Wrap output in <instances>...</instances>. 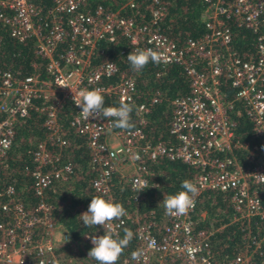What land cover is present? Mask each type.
<instances>
[{
  "label": "built area",
  "instance_id": "obj_1",
  "mask_svg": "<svg viewBox=\"0 0 264 264\" xmlns=\"http://www.w3.org/2000/svg\"><path fill=\"white\" fill-rule=\"evenodd\" d=\"M199 1L203 4L202 35L176 44L160 30L166 10L158 0H151L147 17L137 10L125 17L100 5L85 9V0H51L44 13L30 0H0V22L9 36L20 42L32 39L37 57L31 72L21 77L0 69V159L11 146L14 125L31 112L41 115L45 133L31 153V188L37 198L33 211L13 200L11 186L0 189V196L9 198L0 202L4 215L0 219V264H77L74 257L64 260L56 253L70 237L54 226L50 206L43 199L51 183L64 180L70 172L68 164L60 163V149L66 140L58 121L67 104L73 109L68 126L84 139L95 171L90 187L97 195L112 200L110 188L113 175H117L127 182L135 201L149 185L146 163L177 159L201 170L191 180L197 185L196 195L204 190L229 191L232 221H264V203L259 196L264 193V34L259 31L264 0ZM123 6L131 9L134 3L127 0ZM229 22L254 34L252 52H232ZM119 39L131 51H158L161 68L179 65L189 77V92L171 100L169 143L149 141L139 127L114 128L113 118L99 115L86 120L75 104L80 90L99 88L111 99L106 107H118L122 100L130 102L134 105L131 116L137 124L145 123L160 93L143 96L133 78L118 71L100 43L114 44ZM221 84L233 90L232 98H224ZM235 101L241 103L258 138L255 146L237 141L236 121L231 117ZM234 149L245 152L247 163H241ZM196 195L194 207L186 214H165L166 223L157 229L158 236L151 232L150 221L134 215L136 250H142V255L129 264H252L251 251L226 262L212 256L211 231L196 229L192 220ZM122 224L123 218L111 222L117 231ZM245 228L242 237L250 239L254 249L257 241L249 227ZM100 231L103 235V226ZM88 238L82 235L84 241Z\"/></svg>",
  "mask_w": 264,
  "mask_h": 264
},
{
  "label": "trees",
  "instance_id": "obj_2",
  "mask_svg": "<svg viewBox=\"0 0 264 264\" xmlns=\"http://www.w3.org/2000/svg\"><path fill=\"white\" fill-rule=\"evenodd\" d=\"M30 1L42 13L51 4V0ZM126 1L85 0L84 8L92 9L100 5L106 10L118 11L119 15L125 17L131 16L134 10L145 17L148 16V9L152 6L151 0H132L134 7L131 9L123 6ZM158 4L164 6L166 10L160 23V30L174 43L181 44L186 38H197L202 35L204 28L200 20V12L203 4L199 0H158ZM229 26L232 52L236 55L252 52L254 34L249 29L237 27L231 22ZM259 31L264 34V11L259 18ZM100 45L114 60L118 71L133 78L136 88L143 96L152 91L160 93V100L150 106L143 125L137 124L136 118L131 116L133 128H141L145 138L151 142L160 141L166 144L172 141L168 133L171 100L189 92V77L179 65L175 64H168L161 68L158 64L149 62L142 70L134 71L127 60V56L132 52L131 47L123 39H119L114 44L102 42ZM120 50L124 52L119 53ZM33 62H37L33 40L16 41L9 36L7 27L0 22V69H8L16 77H21L31 72ZM262 89L264 91V79ZM219 91L224 98H232L233 90L226 84H221ZM104 101L106 105L111 99L104 96ZM72 113L71 105L67 104L63 106L58 116L63 137L66 140V146L60 149V163L68 164L70 172L64 180L53 181L45 190L43 199L50 206L49 214L54 226L66 232L70 237L69 242L58 248L56 253H61L62 257H74L78 264H94L97 261L88 257V252L93 247L91 237L102 235V233L99 225L91 228L85 227L80 215L87 211L91 198L97 196L90 187L95 171L90 167L89 153L84 139L68 126ZM231 117L236 121L237 141L239 143L248 142L249 145L255 146L258 138L239 101L233 103ZM41 120L40 114L31 112L29 117L18 121L13 127L11 146L5 156L0 159V189L6 185L11 186L14 191L13 200L22 204L30 212L33 211L37 201L31 188L30 172L34 167L31 153L45 134ZM56 150L53 149V151ZM233 153L241 163H247L244 161L246 159L244 151L234 149ZM146 164L149 171V185L139 192L135 201L127 182L113 175L110 188L112 200L122 203L127 212L118 232L123 237V228L127 227L134 233L133 239L123 251L117 264H129L132 253L136 251L135 223L132 220L134 215L150 221L152 223L151 232L158 236V228L166 223L163 199L182 190V181L186 179L191 181L194 175L201 171L177 159L158 158ZM259 196L264 203V193L260 192ZM8 200L9 198L5 195L0 196V202ZM195 200L196 207L192 215L194 227L211 231L209 248L216 260L226 262L244 251H251L252 264H264V221L256 218L232 221L233 212L229 203V191L204 190L196 195ZM3 217L4 215L0 212V219ZM246 225L250 229L249 234L257 241L254 249L250 239L242 237ZM84 234L89 236L85 241L82 239Z\"/></svg>",
  "mask_w": 264,
  "mask_h": 264
},
{
  "label": "clouds",
  "instance_id": "obj_3",
  "mask_svg": "<svg viewBox=\"0 0 264 264\" xmlns=\"http://www.w3.org/2000/svg\"><path fill=\"white\" fill-rule=\"evenodd\" d=\"M132 69L134 71L142 70L149 62L158 64L161 61V55L152 48H137L128 56ZM80 99L75 101L77 107L81 108V114L84 119L102 115L106 118H113V126L123 130H130L134 127L131 113L134 105L130 102L121 101L118 107L105 106L102 90L82 89L79 91ZM182 190L174 195H168L163 199L165 214L170 216L184 215L194 207L193 197L198 192L197 185L184 180L181 184ZM127 215L122 203L111 199H105L102 195L91 198V202L86 212L80 215L85 227L91 228L103 226L105 231L103 235L92 236L91 243L93 247L88 252V257L93 258L98 264H117L125 248L130 244L134 237L131 229L123 228L124 235L111 226V222L120 221ZM142 250L137 249L132 253L134 260L139 259Z\"/></svg>",
  "mask_w": 264,
  "mask_h": 264
},
{
  "label": "crops",
  "instance_id": "obj_4",
  "mask_svg": "<svg viewBox=\"0 0 264 264\" xmlns=\"http://www.w3.org/2000/svg\"><path fill=\"white\" fill-rule=\"evenodd\" d=\"M58 230L61 232L62 230L60 229V228H58ZM56 233H58L57 231H56ZM71 256H67V257H64V260H67V259H69Z\"/></svg>",
  "mask_w": 264,
  "mask_h": 264
},
{
  "label": "rangeland",
  "instance_id": "obj_5",
  "mask_svg": "<svg viewBox=\"0 0 264 264\" xmlns=\"http://www.w3.org/2000/svg\"><path fill=\"white\" fill-rule=\"evenodd\" d=\"M77 261V260H76ZM77 264H78V262H77Z\"/></svg>",
  "mask_w": 264,
  "mask_h": 264
}]
</instances>
